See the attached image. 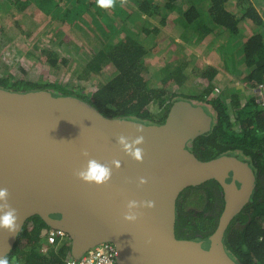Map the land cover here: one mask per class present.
<instances>
[{
	"label": "water",
	"instance_id": "obj_1",
	"mask_svg": "<svg viewBox=\"0 0 264 264\" xmlns=\"http://www.w3.org/2000/svg\"><path fill=\"white\" fill-rule=\"evenodd\" d=\"M212 126L211 115L186 99L175 100L165 122L156 124L105 116L81 99L48 89L0 87V188L8 190L0 214L13 208L18 217L15 232L0 227V256L13 251L26 221L39 215L69 234L75 258L109 242L118 264H240L223 240L249 204L257 176L249 161L231 153L210 160L196 156L189 141ZM121 135H143L142 161L122 149ZM89 158L112 168L107 182L78 176ZM211 179L225 200L216 230L204 239L177 238L180 193ZM129 200L155 204L138 207L137 219L128 221Z\"/></svg>",
	"mask_w": 264,
	"mask_h": 264
},
{
	"label": "trees",
	"instance_id": "obj_2",
	"mask_svg": "<svg viewBox=\"0 0 264 264\" xmlns=\"http://www.w3.org/2000/svg\"><path fill=\"white\" fill-rule=\"evenodd\" d=\"M32 1L38 7L40 5L46 9L44 0H23V3L32 4ZM45 1L52 6L50 12L58 15L57 19L62 23L73 24L79 19L85 22L83 16L87 14L96 25L114 30L115 34L110 31L115 37L114 40L109 41L106 48L99 49L92 56L84 72L96 73L100 66L98 61L107 59L117 69L116 75L91 94L57 81L13 79L11 75L1 74L0 87L20 92L48 89L81 99L105 116L134 118L156 124L165 122L172 103L177 99H186L190 102L198 99L213 106L217 115L213 119L211 131L189 141V148L201 160H210L231 153L250 162L257 176L253 196L249 204L231 221L223 241L229 254L240 264H264V109L256 102L255 96L249 97L242 105V95L235 89L227 91L230 92V105L224 102L221 95L214 97L212 94L214 93L212 80L216 72L214 68L207 73L210 85L197 94L179 96L178 92L167 90L165 85L158 87L151 85L150 72L146 64L147 51L141 41V34L148 33L149 30L146 24L134 27L129 21L134 17L133 12L140 11L153 15L163 7L175 9L185 0H125V2L114 0V6L107 8L99 7L97 0H68L70 3L66 7L60 6L57 0ZM210 1L209 14L213 22L224 27L226 32L239 34L238 21L241 18H251L258 24L264 23V6L259 13L254 6L255 0H237L241 7L240 17L226 8L227 2L231 0ZM18 3L22 6V0H18ZM122 4L129 5L131 11L125 10ZM109 8L112 9V15L107 12ZM183 15L190 24H193L196 31H201L202 26L205 31L210 30L208 25H204L202 12L196 5H191ZM116 18H120L121 26H116ZM263 42L264 34L255 33L243 44V60L251 69L249 80L252 85L264 77ZM46 52L50 64L56 67L57 53L49 49ZM171 75L174 74L168 76ZM176 76L180 77L178 74ZM152 101H159V112L150 111L148 106ZM224 207L223 189L215 179L201 185L186 187L177 199L175 224L177 238L209 237L216 230ZM50 229L52 228L38 215L30 217L20 233L18 243L8 254L9 259L18 252L24 256V260L18 264H63L65 257L70 253V243L50 246L44 244L42 237L49 233Z\"/></svg>",
	"mask_w": 264,
	"mask_h": 264
},
{
	"label": "rangeland",
	"instance_id": "obj_3",
	"mask_svg": "<svg viewBox=\"0 0 264 264\" xmlns=\"http://www.w3.org/2000/svg\"><path fill=\"white\" fill-rule=\"evenodd\" d=\"M57 1L63 7L70 3L68 0ZM45 2L44 0L46 9L40 5L39 8L34 2L25 4L22 0V6H20L18 0H0V74L11 75L13 79L57 81L91 94L117 73V69L107 59L98 61L100 66L96 73L84 72L92 56L99 49L106 48L109 41L114 40L115 37L110 33V31L114 33V30L96 25L87 14L83 16L85 22L79 19L73 24L62 23L57 19L58 15L50 12L52 6ZM107 12L111 14L112 9ZM202 14L205 13L202 12ZM160 16L163 15L157 16L156 19L160 20ZM253 22L256 27L258 23ZM159 25L163 27L161 23ZM142 42L145 43L148 52L149 43L145 40ZM47 49L57 53L56 67L50 64ZM169 53L168 51L167 54ZM147 56H149L148 53ZM160 58L162 59L152 60L151 66L156 71L149 81L152 80V83H155L154 86H161L157 83L158 78H162L163 75L155 65L164 66L167 62L169 64V60L164 59L161 54ZM189 89L188 87L186 92H189ZM194 102V105L203 107L213 119L216 118L217 112L213 106L205 103L208 105L205 107L199 100ZM158 103L159 101H152L148 106L150 111L159 112L160 103ZM23 260L24 256L16 252L9 262L18 264Z\"/></svg>",
	"mask_w": 264,
	"mask_h": 264
},
{
	"label": "crops",
	"instance_id": "obj_4",
	"mask_svg": "<svg viewBox=\"0 0 264 264\" xmlns=\"http://www.w3.org/2000/svg\"><path fill=\"white\" fill-rule=\"evenodd\" d=\"M122 1L125 2V0ZM210 3V0H185L175 9L163 7L153 15L140 11L133 12L134 17L129 21L133 23L134 27L146 24L149 30L148 33L141 34V39L149 43V45L146 44L149 49L147 53L151 57L147 56L146 64L150 78L156 71L151 66L152 60L162 59L160 54L164 59L169 60V64L167 62L164 66L155 65L157 70L163 74L162 78H158L157 84L165 85L167 90L171 89L183 96L197 94L210 85L207 73L208 70L214 68L216 72L212 80L213 90L218 87L222 97L228 102L231 97L230 92L227 91L235 89L242 95L241 102L245 103L249 97L255 96L256 89L254 88L255 84L252 85L249 80L251 69L243 60V44L255 33L264 34V23H255V27L251 18H241L238 21L239 34H231L226 32L224 27L215 25L209 14ZM122 5L125 10L131 11L129 5ZM191 5H196L199 11L205 13L202 14L204 25H208L210 30L206 29L207 31H205L202 26L201 31H196L193 24L185 19L183 13ZM254 6L259 13L262 12L264 0H256ZM226 8L238 17L242 14L237 0L227 2ZM159 15L163 16L157 20L156 17ZM115 24L116 26L122 25L120 18H116ZM142 44L145 46V43L142 42ZM168 51L169 54H167ZM170 74L174 75L169 77ZM176 74L180 77H177ZM163 79L166 81L164 82ZM150 84L155 85L152 80H150ZM188 87L190 88L189 92H186ZM204 106L208 107L206 104Z\"/></svg>",
	"mask_w": 264,
	"mask_h": 264
},
{
	"label": "clouds",
	"instance_id": "obj_5",
	"mask_svg": "<svg viewBox=\"0 0 264 264\" xmlns=\"http://www.w3.org/2000/svg\"><path fill=\"white\" fill-rule=\"evenodd\" d=\"M97 4L99 7H104V8L113 7L114 0H97ZM263 81H264V77L261 81L255 82L254 88L256 89L259 83ZM216 88H214V97L219 96V95L222 96L221 91L220 90L217 91ZM215 91L217 93H215ZM254 94L256 97V102H258L260 106V103L258 101L257 92L255 91ZM230 101L231 100L227 102L225 101V98H224V102L227 105H230L231 103ZM200 102H201V105H205V103H203L202 101ZM191 103L194 104L195 102L193 101ZM243 104L245 103H242V105ZM232 116L234 117V114H232ZM138 131H142V129H138ZM143 141H144L143 135H138L132 140H129L128 137L123 136V135L118 137V143L122 146V149L137 161H142L143 159V149L139 147V145H141ZM113 165L119 166V161H113ZM77 174L85 182L103 184L111 178L112 168L106 164H102L98 162L95 158H89L86 164L78 171ZM145 182H146L145 178L142 177L140 179V183L143 184ZM7 196H8L7 188H0V200H6ZM154 204L155 202L152 200H146L143 202H138L136 200H129L127 204L128 211L125 213L124 218L128 221H135L137 219V213L135 209H137L140 206H146V207L151 208V207H154ZM17 220H18V217L16 214V210L13 208H9V210L4 211L2 214H0V227L8 228L10 231L15 232L17 228ZM68 237H69L68 243H70V246H71V243H72L71 237L69 235ZM44 244H47L49 246L56 245V243H48L47 240L45 239H44ZM69 255L72 256L71 249H70ZM0 264H10L9 257L7 255L0 256Z\"/></svg>",
	"mask_w": 264,
	"mask_h": 264
},
{
	"label": "built area",
	"instance_id": "obj_6",
	"mask_svg": "<svg viewBox=\"0 0 264 264\" xmlns=\"http://www.w3.org/2000/svg\"><path fill=\"white\" fill-rule=\"evenodd\" d=\"M216 90L219 91L218 88ZM256 92L260 106L264 108V81L259 83ZM43 239L47 240L48 243H56V245L69 242V237L57 239L54 232L43 235ZM117 255L116 246L113 243L107 242L91 248L80 258L68 255L65 257L63 264H118Z\"/></svg>",
	"mask_w": 264,
	"mask_h": 264
},
{
	"label": "bare ground",
	"instance_id": "obj_7",
	"mask_svg": "<svg viewBox=\"0 0 264 264\" xmlns=\"http://www.w3.org/2000/svg\"><path fill=\"white\" fill-rule=\"evenodd\" d=\"M34 216V215H33ZM39 216V215H38ZM32 217V216H31ZM40 217V216H39ZM28 221V220H27ZM26 221V222H27ZM26 224V223H25ZM52 229H50V231H49V233L50 232H54L55 233V236L56 237H59L60 239L61 238H66V237H68V233L66 232V231H64V230H62V229H57V228H53V227H51Z\"/></svg>",
	"mask_w": 264,
	"mask_h": 264
}]
</instances>
